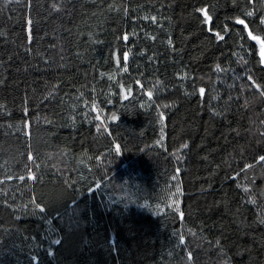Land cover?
I'll use <instances>...</instances> for the list:
<instances>
[{
    "label": "trees",
    "instance_id": "trees-1",
    "mask_svg": "<svg viewBox=\"0 0 264 264\" xmlns=\"http://www.w3.org/2000/svg\"><path fill=\"white\" fill-rule=\"evenodd\" d=\"M262 21L0 0V264H264Z\"/></svg>",
    "mask_w": 264,
    "mask_h": 264
},
{
    "label": "snow or ice",
    "instance_id": "snow-or-ice-1",
    "mask_svg": "<svg viewBox=\"0 0 264 264\" xmlns=\"http://www.w3.org/2000/svg\"><path fill=\"white\" fill-rule=\"evenodd\" d=\"M201 11L204 12V15H205L206 20H207V21H210L211 18L208 16L207 11H206V10H201ZM248 14L251 15V13H248ZM237 22H238V23H241V24L244 23L243 20H238ZM262 22H264V21H262ZM210 30H211V29H210ZM216 35H217V37H218L219 39H221V40L224 39V37H223L222 35H220L219 33H216ZM249 35H252V34L249 33ZM252 38H253L254 40L257 39V37H255V36H252ZM260 43H261V45H262V47H261V55H262V57H264V41H260ZM201 93H203V89H201ZM113 119H115V117H113ZM116 150H117V151L120 150L118 146H117V149H116ZM261 159H264V157H262ZM41 211H43L42 208H41ZM54 243L59 244L60 241H59V240H56V241H54Z\"/></svg>",
    "mask_w": 264,
    "mask_h": 264
}]
</instances>
